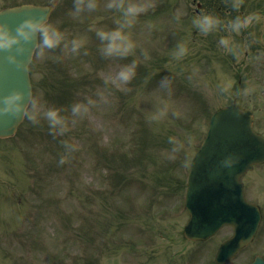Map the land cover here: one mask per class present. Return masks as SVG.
Returning <instances> with one entry per match:
<instances>
[{
    "label": "rangeland",
    "instance_id": "374dc122",
    "mask_svg": "<svg viewBox=\"0 0 264 264\" xmlns=\"http://www.w3.org/2000/svg\"><path fill=\"white\" fill-rule=\"evenodd\" d=\"M23 1L0 0V7ZM213 1L243 4L244 15L229 14L224 23L215 11L192 16L191 0H59L30 65L25 119L14 144L0 140V195L1 180L17 179L7 185L12 211L0 210V264H78L91 255L96 264H164L169 251L182 264H196L179 241L186 215L168 213L181 199L174 203L177 196L160 191L174 189L176 171L186 168L205 127V111L225 102V91L241 85L240 101L264 116V0ZM242 35L254 41L251 47L239 42ZM209 47L219 55L234 52L239 65L221 69L225 75L221 65L193 62ZM199 72L208 79L197 88L190 76L197 80ZM220 85L225 91L216 98ZM213 91V101L190 119L192 100ZM263 120L256 121L262 132ZM161 168L168 180L160 178ZM144 184L160 187L148 199L153 210L146 201L153 189ZM255 187L263 190L264 182ZM253 188L250 196L263 202ZM145 224L160 233L146 240ZM206 244L193 248L202 250L197 264H205ZM255 253L264 255V229L236 259Z\"/></svg>",
    "mask_w": 264,
    "mask_h": 264
},
{
    "label": "water",
    "instance_id": "95a60500",
    "mask_svg": "<svg viewBox=\"0 0 264 264\" xmlns=\"http://www.w3.org/2000/svg\"><path fill=\"white\" fill-rule=\"evenodd\" d=\"M54 5V1L43 6L23 4L0 11V136L12 134L22 119L30 97L27 66L37 43L38 28ZM263 160L264 140L250 130L247 115L242 122L236 123L230 111L216 113L194 161V169L200 174L196 179L189 177L186 205L191 218L185 226V235L193 239L205 238L220 224L229 221L235 224L236 233L228 244L240 245L243 238L250 237L259 216L242 196L237 200L244 213L237 217L228 216L223 208H209L208 203L215 199L206 198V194L214 186L226 188L234 184L232 171L242 172L252 163ZM220 171L222 177H219ZM220 249L223 254L231 250L227 243Z\"/></svg>",
    "mask_w": 264,
    "mask_h": 264
},
{
    "label": "clouds",
    "instance_id": "9594fccd",
    "mask_svg": "<svg viewBox=\"0 0 264 264\" xmlns=\"http://www.w3.org/2000/svg\"><path fill=\"white\" fill-rule=\"evenodd\" d=\"M44 44L50 47V46H52V41L50 39H48L46 36L44 39ZM17 107H19V106L17 105ZM49 115H53V113L50 112ZM230 162L231 161H226V163H230Z\"/></svg>",
    "mask_w": 264,
    "mask_h": 264
}]
</instances>
